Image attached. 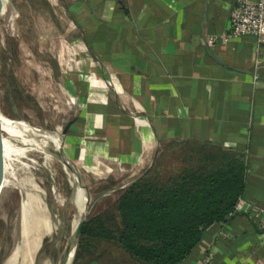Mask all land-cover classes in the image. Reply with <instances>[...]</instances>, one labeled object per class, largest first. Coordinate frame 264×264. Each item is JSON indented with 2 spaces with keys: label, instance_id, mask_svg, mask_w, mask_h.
<instances>
[{
  "label": "crops",
  "instance_id": "1",
  "mask_svg": "<svg viewBox=\"0 0 264 264\" xmlns=\"http://www.w3.org/2000/svg\"><path fill=\"white\" fill-rule=\"evenodd\" d=\"M233 6L234 0H74L70 10L104 33V84L87 91L78 78L83 94L75 86L86 105L68 131L72 153L80 140L89 161L100 156L125 166L146 162L152 147L154 157L157 140L210 141L247 153L251 172L237 214L208 228L180 264H197L209 249L210 264H264V224L255 218L264 212V42L220 39L229 34ZM210 35L218 38L214 44Z\"/></svg>",
  "mask_w": 264,
  "mask_h": 264
},
{
  "label": "rangeland",
  "instance_id": "2",
  "mask_svg": "<svg viewBox=\"0 0 264 264\" xmlns=\"http://www.w3.org/2000/svg\"><path fill=\"white\" fill-rule=\"evenodd\" d=\"M72 5L74 0H0V118L25 120L21 130L14 122L1 127L3 146L21 157L34 133L32 127L28 133V125L57 131L59 150L64 148L73 167L64 164L60 151H54L52 163L39 152L36 164L16 168L17 181L8 176L4 185L0 177V264H59L77 226V210L63 201L72 199L78 177L89 193L85 200L90 197L93 205L86 221L89 230L81 234L75 251V256L80 254L77 264H139L133 263L117 244L103 238L101 232L104 226L110 230L119 227L117 202L130 182L148 168L155 167L158 176L166 178L186 164L187 147L167 140L158 146L152 167L154 147L146 162L134 166L104 162L100 156L90 162L82 151V140L79 150L71 152L69 135L63 136V130L86 105V95L79 97L66 74L76 73L87 81V91L104 84V64L86 42L85 34L94 27L71 13ZM69 51L86 52L99 61L93 56V65L80 63ZM90 69H96L100 79L93 78ZM84 86L78 80L81 94ZM9 159L13 157L6 158V166ZM52 187L62 197L53 194Z\"/></svg>",
  "mask_w": 264,
  "mask_h": 264
},
{
  "label": "trees",
  "instance_id": "3",
  "mask_svg": "<svg viewBox=\"0 0 264 264\" xmlns=\"http://www.w3.org/2000/svg\"><path fill=\"white\" fill-rule=\"evenodd\" d=\"M85 36L91 50L102 58L104 33L91 31ZM179 144L187 147L186 164L166 178L158 176L153 167L127 186L117 202L119 227L110 230L104 226L101 232L133 263H182L208 228L235 217L247 191L251 166L245 149L197 140ZM89 225L84 224L82 235L87 234ZM79 257L77 252L73 264Z\"/></svg>",
  "mask_w": 264,
  "mask_h": 264
},
{
  "label": "bare ground",
  "instance_id": "4",
  "mask_svg": "<svg viewBox=\"0 0 264 264\" xmlns=\"http://www.w3.org/2000/svg\"><path fill=\"white\" fill-rule=\"evenodd\" d=\"M19 12V11H18ZM26 20V19H25ZM11 29V28H10ZM59 30V29H58ZM12 31V30H11ZM12 35V34H11ZM62 38V37H61ZM67 42V41H66ZM68 43V42H67ZM15 44V43H14ZM52 44V43H51ZM53 45V44H52ZM71 46V45H70ZM5 47V46H4ZM54 47V46H53ZM69 47V45H68ZM71 48V47H70ZM9 50V49H8ZM23 50V49H22ZM65 50V49H64ZM68 50V49H66ZM70 54H72L80 63H91L92 64V57L89 53H76V52H71L69 51ZM14 54V53H13ZM73 57V58H74ZM70 58V57H69ZM67 60V59H66ZM65 61V60H64ZM75 62V61H74ZM75 64V63H74ZM72 66V63L70 64ZM90 65V64H89ZM93 65V64H92ZM79 66V65H78ZM96 66V65H95ZM72 68V67H71ZM80 68V67H79ZM75 69V68H73ZM109 71V70H108ZM89 73L93 76V78L95 79H100L98 76V73L96 72V69H90ZM110 75V74H109ZM111 77V76H110ZM66 78L70 79L71 81H73V83L75 84L76 87H78V74L76 73H69L66 74ZM115 79V78H114ZM113 79V80H114ZM117 79V78H116ZM93 81V80H92ZM107 85V84H106ZM118 86V85H117ZM120 92V89H119ZM108 94V93H107ZM129 94V93H128ZM72 98V96H71ZM128 98V97H127ZM74 100V99H73ZM76 101V100H75ZM124 101V100H123ZM126 102V101H125ZM136 103V102H135ZM138 104V103H137ZM138 109V108H137ZM4 117L0 118V129L1 127L6 123H10V122H14L17 124L18 128L21 130V125L22 122H25V120L22 119H13V118H8L5 119L4 121ZM138 123L141 124H145L147 125L148 122L142 119H138L137 118ZM30 127L33 128L34 133L32 132V138L29 140V143L27 144V148L24 151V153L21 154L20 157V153H16L12 155V152L8 151L5 146H3V141H1L0 139V177L3 179V184L6 185V181L8 178V176L12 177L13 179H15L17 181V170L16 168H18L19 166L22 167H28L29 163H37L38 160V154L37 153H42L44 155L47 156V160L49 163L53 162L54 156H55V152L59 151V141H58V133L53 132L52 131H44L42 129H39L37 127H33L32 125H28V133H29V129ZM49 127V126H48ZM51 129V128H50ZM133 133V132H132ZM126 134V133H125ZM129 136V135H128ZM127 136V137H128ZM34 137V138H33ZM61 142H62V138H61ZM3 152V153H2ZM8 153V156L7 154ZM3 154V155H2ZM9 156L13 157V160H10V162H8L9 164L6 166V162H4L6 160V158H9ZM8 160V161H9ZM5 165V166H4ZM74 173V172H72ZM89 176V175H88ZM22 180V179H21ZM72 187H74L72 185V182L70 183ZM41 185V184H40ZM52 191L53 194H55L56 196H60L59 193H57L56 191V187H52ZM73 191V189H72ZM87 188L85 187V185H79L76 187L75 193L72 197V199H65L64 198V203H70L72 204L75 209L77 210V215L75 218V222L74 224L77 225L78 222L80 221V219L83 217V214L85 213V207L86 205L90 202V197L88 198V200H85V196L87 194ZM62 197V196H60ZM23 204V203H22ZM27 206V205H26ZM47 225V224H46ZM58 226V225H57ZM38 230V229H37ZM40 232V231H39ZM32 243V242H31ZM30 244V243H29ZM28 245V244H27ZM28 247V246H27ZM43 248V247H42ZM39 252V251H38ZM37 252V253H38Z\"/></svg>",
  "mask_w": 264,
  "mask_h": 264
},
{
  "label": "built area",
  "instance_id": "5",
  "mask_svg": "<svg viewBox=\"0 0 264 264\" xmlns=\"http://www.w3.org/2000/svg\"><path fill=\"white\" fill-rule=\"evenodd\" d=\"M230 24L229 34L220 37L223 42L243 36H252L258 42H264V0H234ZM217 39L216 35H210L207 41L214 44ZM255 218L264 224V212H256ZM213 256L214 252L209 249L197 264H210Z\"/></svg>",
  "mask_w": 264,
  "mask_h": 264
},
{
  "label": "water",
  "instance_id": "6",
  "mask_svg": "<svg viewBox=\"0 0 264 264\" xmlns=\"http://www.w3.org/2000/svg\"><path fill=\"white\" fill-rule=\"evenodd\" d=\"M92 56H95V55H92ZM96 57V56H95ZM96 59L98 60V58L96 57ZM99 61V60H98ZM73 120L72 121H69L64 130H63V136L67 135L68 134V131L71 127V125L73 124ZM159 140H157V145L159 146ZM158 146H157V151L153 157V160H152V164L150 167H152V165L154 164L155 160H156V157L158 155ZM60 153L61 155L63 156V162L66 166H68L70 169H73L72 165H71V162L69 160L66 159L65 157V152H64V148L63 147H60ZM150 168H148L149 170ZM146 170L142 175H140L139 177H137L136 179H134L132 182H130L127 186L133 184L134 182H136L137 180H139L142 176H144L146 174V172L148 171ZM76 181V184L77 186L78 185H81L80 183V179L79 177L75 179ZM126 186V187H127ZM88 192V191H87ZM89 195V193H88ZM92 205H93V202H89L86 207H85V213L83 215V217L80 219V221L78 222L75 230H74V234H73V239L71 240V242L69 243V245L67 246L61 260L59 261V264H72L73 261H74V258H75V251L77 249V246H78V243H79V240H80V237H81V234H82V228L85 224V222L87 221L88 219V216H89V213H90V210L92 208Z\"/></svg>",
  "mask_w": 264,
  "mask_h": 264
}]
</instances>
